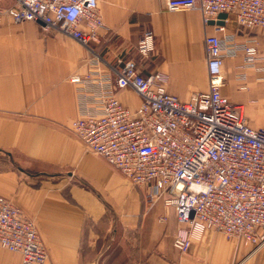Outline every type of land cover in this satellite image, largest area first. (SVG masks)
Wrapping results in <instances>:
<instances>
[{
	"label": "crops",
	"instance_id": "obj_1",
	"mask_svg": "<svg viewBox=\"0 0 264 264\" xmlns=\"http://www.w3.org/2000/svg\"><path fill=\"white\" fill-rule=\"evenodd\" d=\"M98 7L105 28L91 44L93 54L38 23L0 19V196L34 222L46 264H264L263 250L211 230L186 253L174 249V211L161 201L150 207L139 188L74 135L70 82L90 69L93 57L104 72L131 59L142 74L164 73L167 93L188 103L208 89L204 38L227 36L254 45L258 58L245 65L241 52L225 56L220 92L242 106L250 127L264 128V27H222L218 18L204 23L200 11H169L163 0H98ZM147 30L154 52L144 59L136 46ZM116 97L132 111L140 104L130 89ZM0 264H21L20 255L0 248Z\"/></svg>",
	"mask_w": 264,
	"mask_h": 264
},
{
	"label": "built area",
	"instance_id": "obj_2",
	"mask_svg": "<svg viewBox=\"0 0 264 264\" xmlns=\"http://www.w3.org/2000/svg\"><path fill=\"white\" fill-rule=\"evenodd\" d=\"M163 1L169 11H200L204 23L225 14L222 27H264V0ZM5 15L59 32L92 54L91 44L105 28L98 0H0V19ZM136 51L144 59L154 52L151 31L143 32ZM239 52L245 65L258 58L254 45L207 35L208 89L188 103L167 93L164 73L142 74L131 59H119L117 67L104 72L96 56L84 75L70 79L78 111L74 135L86 152L101 157L134 187L146 189L150 207L161 201L174 211L172 245L182 254L206 230L264 251V128L250 127L242 106L220 92L223 60ZM125 89L140 98L134 111L116 97ZM0 248L19 254L21 264H46L47 251L34 222L2 196Z\"/></svg>",
	"mask_w": 264,
	"mask_h": 264
},
{
	"label": "water",
	"instance_id": "obj_3",
	"mask_svg": "<svg viewBox=\"0 0 264 264\" xmlns=\"http://www.w3.org/2000/svg\"><path fill=\"white\" fill-rule=\"evenodd\" d=\"M217 18H218L219 20H224V19H227L228 17H227V15H225V14H219ZM220 23H222V22H220Z\"/></svg>",
	"mask_w": 264,
	"mask_h": 264
},
{
	"label": "rangeland",
	"instance_id": "obj_4",
	"mask_svg": "<svg viewBox=\"0 0 264 264\" xmlns=\"http://www.w3.org/2000/svg\"><path fill=\"white\" fill-rule=\"evenodd\" d=\"M141 190V195H142V198H145V194H146V189H140Z\"/></svg>",
	"mask_w": 264,
	"mask_h": 264
}]
</instances>
